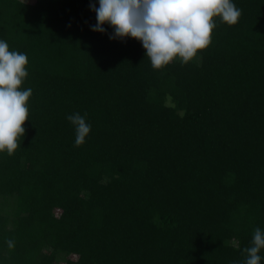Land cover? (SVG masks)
<instances>
[{"label":"trees","instance_id":"obj_1","mask_svg":"<svg viewBox=\"0 0 264 264\" xmlns=\"http://www.w3.org/2000/svg\"><path fill=\"white\" fill-rule=\"evenodd\" d=\"M233 2L196 60L154 70L139 40L92 30L99 0H0L33 90L0 153V264H243L264 230V0Z\"/></svg>","mask_w":264,"mask_h":264},{"label":"clouds","instance_id":"obj_2","mask_svg":"<svg viewBox=\"0 0 264 264\" xmlns=\"http://www.w3.org/2000/svg\"><path fill=\"white\" fill-rule=\"evenodd\" d=\"M90 7L96 13L93 31L106 33L105 24L114 32L110 39L132 37L146 49V57L154 70H162L174 60L188 64L196 60L200 50L207 49L217 27L222 23L234 26L242 16V9L233 0H99ZM26 53L10 50L8 42L0 39V153L13 155L26 134L25 121L30 118L31 88H23L29 72ZM75 128V146L86 142L91 132L87 113L67 116ZM10 249L14 241L8 240ZM264 230L257 227L250 246L243 248V264H261L264 256Z\"/></svg>","mask_w":264,"mask_h":264},{"label":"rangeland","instance_id":"obj_3","mask_svg":"<svg viewBox=\"0 0 264 264\" xmlns=\"http://www.w3.org/2000/svg\"><path fill=\"white\" fill-rule=\"evenodd\" d=\"M26 1H31L32 2L33 0H26Z\"/></svg>","mask_w":264,"mask_h":264}]
</instances>
